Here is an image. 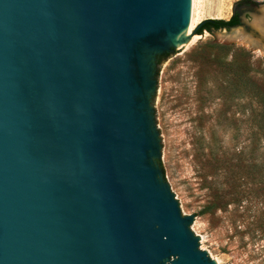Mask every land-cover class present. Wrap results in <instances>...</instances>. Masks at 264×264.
<instances>
[{"label": "water", "instance_id": "obj_1", "mask_svg": "<svg viewBox=\"0 0 264 264\" xmlns=\"http://www.w3.org/2000/svg\"><path fill=\"white\" fill-rule=\"evenodd\" d=\"M190 4L0 0V264H216L164 181L154 110Z\"/></svg>", "mask_w": 264, "mask_h": 264}, {"label": "rangeland", "instance_id": "obj_2", "mask_svg": "<svg viewBox=\"0 0 264 264\" xmlns=\"http://www.w3.org/2000/svg\"><path fill=\"white\" fill-rule=\"evenodd\" d=\"M240 1L191 0L190 17L197 2L213 13L201 20H228ZM250 1L241 20L260 21L264 0ZM199 21L154 63L163 178L216 264H264V42L250 47L241 22L197 34Z\"/></svg>", "mask_w": 264, "mask_h": 264}, {"label": "trees", "instance_id": "obj_3", "mask_svg": "<svg viewBox=\"0 0 264 264\" xmlns=\"http://www.w3.org/2000/svg\"><path fill=\"white\" fill-rule=\"evenodd\" d=\"M238 20L235 16L230 17L228 20L223 19H205L200 24L199 27L195 30L197 34H201L203 30L210 31L211 28H228L229 26L236 25Z\"/></svg>", "mask_w": 264, "mask_h": 264}, {"label": "flooded vegetation", "instance_id": "obj_4", "mask_svg": "<svg viewBox=\"0 0 264 264\" xmlns=\"http://www.w3.org/2000/svg\"><path fill=\"white\" fill-rule=\"evenodd\" d=\"M256 5H258V4L255 2H252L250 0L240 1L235 6L234 12H233L231 17L235 16L236 19L238 20L237 24H239L241 22V14L244 13V15H247L250 18L249 10H254ZM263 15H264V13H263ZM260 22L264 25V16H262V18L260 19ZM211 29H210V31H211Z\"/></svg>", "mask_w": 264, "mask_h": 264}, {"label": "bare ground", "instance_id": "obj_5", "mask_svg": "<svg viewBox=\"0 0 264 264\" xmlns=\"http://www.w3.org/2000/svg\"><path fill=\"white\" fill-rule=\"evenodd\" d=\"M197 3V2H196ZM196 3H194V10H193V14L192 16L190 17V21H189V24H188V27L186 28V30L184 31V35L185 33H189L193 27V25L195 24V21H199L201 20L202 18H204L205 16H208V15H213V13H210V12H207L205 10V8H201V10H197V7H196ZM220 11V10H219ZM215 12V11H214ZM219 15V14H218ZM224 16V15H223Z\"/></svg>", "mask_w": 264, "mask_h": 264}]
</instances>
